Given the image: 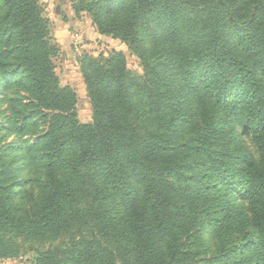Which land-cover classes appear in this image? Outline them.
<instances>
[{
  "label": "trees",
  "instance_id": "obj_1",
  "mask_svg": "<svg viewBox=\"0 0 264 264\" xmlns=\"http://www.w3.org/2000/svg\"><path fill=\"white\" fill-rule=\"evenodd\" d=\"M69 3L143 72L80 55L81 121L40 0H0V260L264 264V0Z\"/></svg>",
  "mask_w": 264,
  "mask_h": 264
},
{
  "label": "rangeland",
  "instance_id": "obj_2",
  "mask_svg": "<svg viewBox=\"0 0 264 264\" xmlns=\"http://www.w3.org/2000/svg\"><path fill=\"white\" fill-rule=\"evenodd\" d=\"M44 14L48 18L51 36L60 46L55 57L56 73L62 84L72 86L78 95L77 112L83 122L92 119V107L86 84L80 71L78 58L85 52L95 56L108 55L112 50L122 51L128 60V67L142 73L139 58L119 39L100 34L88 14L83 13L73 22L67 16H74L69 0H40ZM10 136L8 140H12ZM0 264H31V255L19 259H1Z\"/></svg>",
  "mask_w": 264,
  "mask_h": 264
}]
</instances>
